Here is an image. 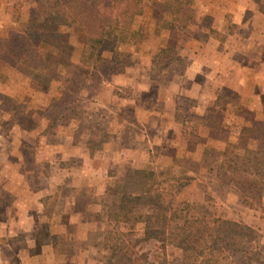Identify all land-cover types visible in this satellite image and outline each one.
I'll use <instances>...</instances> for the list:
<instances>
[{"label":"rangeland","instance_id":"obj_1","mask_svg":"<svg viewBox=\"0 0 264 264\" xmlns=\"http://www.w3.org/2000/svg\"><path fill=\"white\" fill-rule=\"evenodd\" d=\"M141 1L113 50L59 26L61 47L42 43L54 67L0 68V264H108L112 233L129 231L112 220L117 181L137 169L155 170L193 217L254 229L249 253L227 249L221 264H264V178L222 169L228 144L264 159V0H184L186 27L173 25L176 0ZM43 4L0 0V36L21 23L53 29ZM235 4L227 25L207 14ZM72 147L96 157L95 180L74 170ZM135 231L155 264H182L174 239Z\"/></svg>","mask_w":264,"mask_h":264},{"label":"trees","instance_id":"obj_2","mask_svg":"<svg viewBox=\"0 0 264 264\" xmlns=\"http://www.w3.org/2000/svg\"><path fill=\"white\" fill-rule=\"evenodd\" d=\"M43 1L41 12L51 17L53 29L39 30L31 23H21L11 28L7 35L0 36V68L21 64L32 69L54 67L46 57L42 43L49 42L61 47L66 33L59 32V26L84 28L88 34L86 42H92L95 51L113 50L121 43V33L125 35L134 31L131 30L133 21L139 8H142L141 0ZM184 3V0H176L173 10L176 19L178 16L175 14L181 15L180 22H187L189 18L184 15L189 5ZM12 102L15 103V100ZM2 105L5 107V102ZM234 148V144H228L222 152V169L229 163L228 168L235 174L264 178L261 152L248 149L246 155L239 156L233 151ZM117 182L112 220L117 227L125 224L129 231L117 230L112 233V244L108 245L112 259L108 260V264H155L147 253H140L137 249L143 240L135 233L139 223L143 225L145 240L174 239L183 251L182 264H221L220 259L227 249L235 253H249L254 229L243 228L237 222L222 218L207 223L193 217V205L175 196L169 197L167 190L161 187L155 170L137 169L130 175L120 177ZM142 205L152 208V211L141 212Z\"/></svg>","mask_w":264,"mask_h":264},{"label":"crops","instance_id":"obj_3","mask_svg":"<svg viewBox=\"0 0 264 264\" xmlns=\"http://www.w3.org/2000/svg\"><path fill=\"white\" fill-rule=\"evenodd\" d=\"M193 3L194 2H192L191 4H189V6H190L188 8L189 11H191L192 6H193ZM246 5L248 6L249 4H246ZM235 6H236V4L234 6H232V7L229 5V6H226V7L215 8L214 10L211 8L207 14L213 15L215 17V19H218L220 21V23H222L223 25H227V23L224 22V17L228 13H232V12L234 13L235 9H233V8H235ZM247 6H244L242 8H239L238 10H240V9L246 10V7ZM212 12H214V13H212ZM189 20H190V16H189L187 22H185V23L175 22V23H173V25L174 26H181V25H183V26L186 27L187 24H188V22H189ZM150 39H152V41H158V42L161 40V38L155 37L154 35H152L150 37ZM158 114H159L158 113V110H156L154 112V115L156 117H159L160 115H158ZM156 119H159V118H156ZM70 149L71 150H69V152H70L69 155H71L74 159L77 160L76 168H74V170H80V168H83L85 170H88V172L90 174V181H93V179L95 180V178H96V170H95V166L92 163H94V161L96 160V157H93L88 149L85 150V149L79 148V147H72ZM114 153H116V152H114ZM81 184H84V182H82Z\"/></svg>","mask_w":264,"mask_h":264}]
</instances>
